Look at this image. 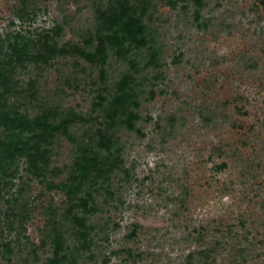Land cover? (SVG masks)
<instances>
[{"label": "rangeland", "instance_id": "374dc122", "mask_svg": "<svg viewBox=\"0 0 264 264\" xmlns=\"http://www.w3.org/2000/svg\"><path fill=\"white\" fill-rule=\"evenodd\" d=\"M118 1L0 0L5 110L73 118L37 168L0 125V264H264V0H123L145 44L39 60L45 42L92 49ZM121 91L133 129L105 117Z\"/></svg>", "mask_w": 264, "mask_h": 264}, {"label": "trees", "instance_id": "16d2710c", "mask_svg": "<svg viewBox=\"0 0 264 264\" xmlns=\"http://www.w3.org/2000/svg\"><path fill=\"white\" fill-rule=\"evenodd\" d=\"M130 10L128 2L123 0L107 8H97L95 16L97 26L95 33L91 35V38L95 40L92 49H87L76 44L57 47L54 44L45 42L44 51L39 55V60L43 63H47L48 59L55 54H72L83 57L91 62H102L108 46H115L119 49L127 40H131L136 44H145V40L140 36L143 32L140 19L132 15ZM47 38L48 35H46V39ZM10 47L13 56H15V60L21 61L27 58L24 48L19 45L18 38L13 40ZM0 79L4 81L0 89V125L8 132V139L10 142L7 145V150H11V152H8V156L14 157L16 154L24 153L30 161L31 166L37 168L40 162H46L47 159V152L44 150L43 145L49 142L58 131L66 130L69 122H71L73 118L62 116L58 113L56 108L47 109L33 119H29L26 115L20 114L17 110L13 112L6 111L5 104L9 93L7 84L9 78L5 80L1 66ZM120 93L119 96L115 97L112 108L107 110L105 117L112 123L121 113L122 119L119 120L120 124L126 125L129 129H133L138 116L131 110H128V112L126 111V102L130 101L131 96L122 91ZM99 97L103 100L101 95ZM101 101L98 103L99 106ZM65 115H67V113H65ZM18 133H26L31 136V140L34 142L31 152H25L26 147L24 143L23 145H19L13 142V139L19 136ZM94 135V138L97 139L101 145L107 147L110 143V140L105 136L102 128L98 127ZM87 150L85 149V152H87ZM91 154L92 155H84L76 162L77 167L71 175L72 180L83 182L88 179L90 169L94 170L96 167L99 169L100 166H97L98 162L95 157L97 156L96 152L93 151ZM104 163L108 164L109 161Z\"/></svg>", "mask_w": 264, "mask_h": 264}]
</instances>
